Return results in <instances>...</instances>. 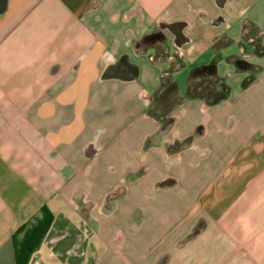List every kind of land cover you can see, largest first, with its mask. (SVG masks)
<instances>
[{
  "label": "crops",
  "instance_id": "0c3cea01",
  "mask_svg": "<svg viewBox=\"0 0 264 264\" xmlns=\"http://www.w3.org/2000/svg\"><path fill=\"white\" fill-rule=\"evenodd\" d=\"M44 204L27 264H264V0H0V264Z\"/></svg>",
  "mask_w": 264,
  "mask_h": 264
},
{
  "label": "trees",
  "instance_id": "16d2710c",
  "mask_svg": "<svg viewBox=\"0 0 264 264\" xmlns=\"http://www.w3.org/2000/svg\"><path fill=\"white\" fill-rule=\"evenodd\" d=\"M186 84L187 98L199 97L210 102L220 100L227 89L224 79L217 76L213 65L193 68ZM182 99L183 97L178 93L177 81L163 76L160 87L151 98L147 111L157 120L169 123L172 121L171 109ZM52 219L51 211L44 204L38 215L15 229L11 234L15 264H27L31 254L40 246Z\"/></svg>",
  "mask_w": 264,
  "mask_h": 264
},
{
  "label": "rangeland",
  "instance_id": "374dc122",
  "mask_svg": "<svg viewBox=\"0 0 264 264\" xmlns=\"http://www.w3.org/2000/svg\"><path fill=\"white\" fill-rule=\"evenodd\" d=\"M169 69H170V68H169ZM182 78H183V76H182ZM176 81H177V84H178V91H179V89H180V91H183V88H184V87L186 88V86H185V85H187L186 82H185V84H184V83L182 82V80H181V77L179 78V75L177 76Z\"/></svg>",
  "mask_w": 264,
  "mask_h": 264
}]
</instances>
